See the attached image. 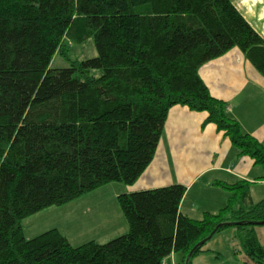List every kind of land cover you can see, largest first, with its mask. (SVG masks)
<instances>
[{"label": "trees", "instance_id": "1", "mask_svg": "<svg viewBox=\"0 0 264 264\" xmlns=\"http://www.w3.org/2000/svg\"><path fill=\"white\" fill-rule=\"evenodd\" d=\"M88 39L95 58L49 69L55 55L68 61L66 41ZM232 49L264 76V41L229 0H0V264H185L218 225L235 228L244 257L264 264L250 224L264 221V200L250 204L244 182L222 185L227 205L199 220L179 212L181 185L120 194L127 232L103 244L22 230L42 210L135 184L173 106L207 113L204 123L264 172V146L198 74Z\"/></svg>", "mask_w": 264, "mask_h": 264}, {"label": "crops", "instance_id": "2", "mask_svg": "<svg viewBox=\"0 0 264 264\" xmlns=\"http://www.w3.org/2000/svg\"><path fill=\"white\" fill-rule=\"evenodd\" d=\"M229 1L264 41V0ZM198 74L210 95L227 104L228 116L238 123L241 131L264 146V76L237 49L206 63ZM206 118L207 113L183 106L170 108L151 164L135 184L119 188L120 193L181 185L185 193L179 212L193 220L201 219L204 213L216 214L227 205L231 193L222 185L244 182L250 204L264 200L262 167L249 157L240 156L222 131L212 123H204ZM121 216L118 215L114 229L99 243L127 232ZM236 232L229 227L215 233L210 239L213 243L209 240L191 264H213L218 258L211 256L221 255L219 248L223 243L230 253V264H252L244 257ZM217 234L220 235L214 241ZM175 260L173 256L167 263L174 264Z\"/></svg>", "mask_w": 264, "mask_h": 264}, {"label": "rangeland", "instance_id": "3", "mask_svg": "<svg viewBox=\"0 0 264 264\" xmlns=\"http://www.w3.org/2000/svg\"><path fill=\"white\" fill-rule=\"evenodd\" d=\"M66 44L68 45V61L55 55L49 69L67 68L69 61L82 62L97 56L91 39L81 43L66 41ZM93 74L96 75V72ZM119 188L123 189L125 185L110 183L65 206H55L42 210L22 221L23 235L28 238V234H33L35 237L48 230L57 229L73 247L82 246L90 241L99 243L102 237L114 229L117 217L121 215L117 198L124 192L120 193ZM71 220H73L72 224H70ZM254 231L264 248V225L255 226ZM218 235L220 234L215 236L214 241L218 239ZM226 248V244L223 243L222 247L219 248L221 255L211 256L213 259L216 256L218 258L213 264H230L228 262L230 253Z\"/></svg>", "mask_w": 264, "mask_h": 264}, {"label": "water", "instance_id": "4", "mask_svg": "<svg viewBox=\"0 0 264 264\" xmlns=\"http://www.w3.org/2000/svg\"><path fill=\"white\" fill-rule=\"evenodd\" d=\"M250 224H252V225H254V226H263V225H264V221L256 222V223H250ZM226 225L230 226L231 224H226ZM221 226H222V225H218V226L212 231V233L209 235V237H208L206 240L200 242L198 245H196V246L193 248V250H192V251L190 252V254L187 256V258H186V263H185V264H187V262L189 261L190 257L192 256L193 252H194L198 247L204 245V244L206 243V241L210 240V239L212 238V236L216 233V231H217L219 228H221Z\"/></svg>", "mask_w": 264, "mask_h": 264}]
</instances>
